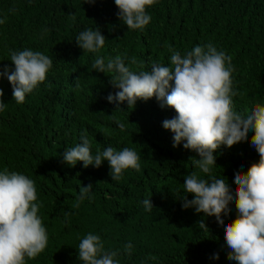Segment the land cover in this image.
Here are the masks:
<instances>
[{
	"label": "trees",
	"instance_id": "16d2710c",
	"mask_svg": "<svg viewBox=\"0 0 264 264\" xmlns=\"http://www.w3.org/2000/svg\"><path fill=\"white\" fill-rule=\"evenodd\" d=\"M85 2L0 0V19L6 20L0 24V70H14L10 50L40 51L53 61L46 79L21 104L12 100L7 78L0 77V100L6 104L0 111V171L34 181L36 203L42 204L37 215L48 236L45 249L25 257V264H83L78 245L89 233L101 237L106 252L118 251V264H236L227 259L223 226L215 217L182 208L185 177L192 172L211 177L192 164L190 157H199L183 148L185 141L173 147L174 134L162 123L174 118L175 110L161 107L155 96L138 99L132 108L110 103L108 95L118 89L109 74L91 65L97 56L121 54L130 70L151 71L152 64L170 66V49L183 56L211 43L231 57L233 110L246 115L264 106V0H156L146 8L151 20L142 30L127 29L114 0ZM89 28L106 37L97 53L75 42ZM84 132L93 155L109 146L127 147L137 152L140 170L125 169L115 181L107 161L98 168L80 161L68 166L63 152L80 143ZM213 154L211 175L225 177L233 190L234 171L246 172L259 160L250 140L221 145ZM89 184V194L75 207L81 187ZM149 198L150 212L142 203ZM229 209L221 218L230 223L237 215L234 201ZM201 219L208 232L199 227Z\"/></svg>",
	"mask_w": 264,
	"mask_h": 264
},
{
	"label": "clouds",
	"instance_id": "9594fccd",
	"mask_svg": "<svg viewBox=\"0 0 264 264\" xmlns=\"http://www.w3.org/2000/svg\"><path fill=\"white\" fill-rule=\"evenodd\" d=\"M86 0L85 3H94ZM156 0H114L118 19L128 30H142L149 24L151 16L146 8ZM5 19H0L4 24ZM47 31V30H46ZM106 37L99 28H89L76 37L77 46L83 51L97 53L103 48ZM172 51L170 66L152 64L151 71L134 72L125 64L126 56H97L91 67L96 72L107 73L109 83L118 91L109 94L111 103L127 102L133 107L138 99L147 101L153 96L160 106L170 107L177 115L165 119L162 126L173 135V147L181 144L199 158L190 157L200 173L211 179L200 178L192 172L184 179L182 208L193 207L196 213L214 216L218 225L223 226L227 259L236 264H264V106H255L242 115L233 110L231 57L209 43L195 46L183 56ZM10 61L14 70L4 66L0 77H6L12 87V100L21 104L25 96L46 79L52 67V59L40 51L31 49L10 50ZM135 63V60H132ZM3 90L0 89V97ZM6 104L0 100V111ZM124 130L125 125L117 122ZM249 130L253 135L249 138ZM81 142L63 152V162L75 166L77 161L83 167H100L107 161L112 180L119 181L125 169L140 170L139 156L130 148L117 151L109 146L103 151L91 152L87 133L81 135ZM242 140H250L259 155L258 162L252 163L246 172L234 171V190L225 177L212 174L216 166L214 152L221 145L231 147ZM92 185L81 187L75 207H79L90 192ZM192 194L191 200L187 194ZM37 192L34 181L23 174L7 169L0 171V264H25V257L32 259L40 254L48 243L46 228L37 215L42 204L36 203ZM234 201L236 217L229 223L221 218L230 211L229 203ZM145 211L153 208L150 198L143 200ZM199 227L208 232L203 219ZM132 244L125 245L130 255ZM118 251L104 250L99 235L89 233L78 245V260L83 264H118L114 259ZM218 258V256L214 257ZM150 259L155 260V256Z\"/></svg>",
	"mask_w": 264,
	"mask_h": 264
}]
</instances>
